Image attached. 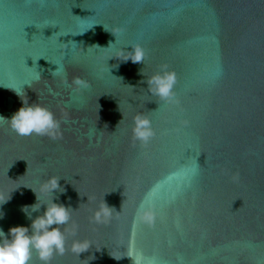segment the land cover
<instances>
[{
	"label": "water",
	"instance_id": "95a60500",
	"mask_svg": "<svg viewBox=\"0 0 264 264\" xmlns=\"http://www.w3.org/2000/svg\"><path fill=\"white\" fill-rule=\"evenodd\" d=\"M137 44L143 63L114 58ZM164 64L177 103L141 82ZM13 90L50 109L62 136L0 125L6 234L30 227L21 208L49 203L40 186L55 176L54 202L73 211L50 264H264V0H0L7 118L21 107ZM137 112L155 130L146 146L133 140ZM104 200L113 216L97 225ZM149 206L151 225L137 218ZM73 240L92 246L78 256ZM30 264H42L35 251Z\"/></svg>",
	"mask_w": 264,
	"mask_h": 264
},
{
	"label": "clouds",
	"instance_id": "9594fccd",
	"mask_svg": "<svg viewBox=\"0 0 264 264\" xmlns=\"http://www.w3.org/2000/svg\"><path fill=\"white\" fill-rule=\"evenodd\" d=\"M113 31L119 33L121 29L116 28ZM130 49L127 52L121 49L114 58L123 62L130 60L134 64L143 63L146 57L143 47L137 44L131 46ZM59 74L60 71H57L56 75ZM139 74L145 77L142 71ZM145 78L141 82L147 84L148 93L159 98L164 103H177L174 92L177 76L174 71L169 69L168 65H161L158 72ZM64 82H67L66 76L64 77ZM73 84L78 88L87 87V83L79 78H75ZM14 93L20 98L21 107L10 118L0 115V125L7 123L10 129L20 136L35 134L47 136L54 140L62 136L60 121L50 109L37 102L29 103L28 100L21 98L19 92L14 91ZM132 136L133 140L138 141L142 146H146L155 136L151 119L143 112H137L133 117ZM60 179L50 176L40 186L42 192L52 194V200L49 203L38 205V197L32 189L36 195L37 202L21 208L26 218L31 221L30 227L23 225L13 226L9 228L7 234L0 228V264H30L33 251L38 254L42 264H50L53 255H63L66 252L67 237L61 226H67L71 221L73 209L62 203L54 202L56 198L53 193L62 188L59 184ZM4 203H0V206ZM42 205L45 206L43 214L33 218L32 214L38 212ZM113 209L104 200L93 212L91 222L97 225L109 223L113 216ZM154 216L155 213L150 206L137 210V218L142 223L151 225ZM3 218L4 213L0 210V219ZM54 225L55 227H53ZM76 227V225H73V234ZM91 246L92 244L88 240H73L71 251L79 256L81 253L88 251Z\"/></svg>",
	"mask_w": 264,
	"mask_h": 264
}]
</instances>
